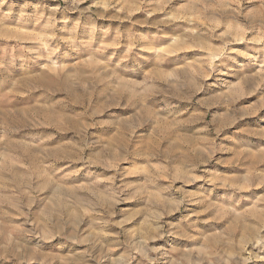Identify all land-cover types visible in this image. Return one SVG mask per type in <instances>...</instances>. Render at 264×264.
I'll return each mask as SVG.
<instances>
[{"label": "rangeland", "instance_id": "1", "mask_svg": "<svg viewBox=\"0 0 264 264\" xmlns=\"http://www.w3.org/2000/svg\"><path fill=\"white\" fill-rule=\"evenodd\" d=\"M0 264H264V0H0Z\"/></svg>", "mask_w": 264, "mask_h": 264}]
</instances>
